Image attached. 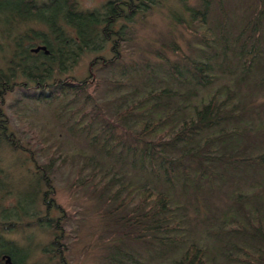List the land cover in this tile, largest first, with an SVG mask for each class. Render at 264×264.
Wrapping results in <instances>:
<instances>
[{
  "label": "trees",
  "instance_id": "16d2710c",
  "mask_svg": "<svg viewBox=\"0 0 264 264\" xmlns=\"http://www.w3.org/2000/svg\"><path fill=\"white\" fill-rule=\"evenodd\" d=\"M200 1L201 8L190 11L193 34L200 38L191 55L175 44L162 45L152 63L127 61L121 51L123 26L117 25L154 0L110 1L92 11L79 10L76 0L40 5L36 0H0V38L9 46L8 63L0 69V118L7 95L17 91L10 110L32 141L23 146L0 119V154L9 149L41 161L31 175L30 191L16 193L14 202L0 209V264L6 257L9 264H70L65 239L71 218L47 201L54 176L62 173H67L69 189L100 204L104 230L121 239L104 264L131 261L119 251L122 243L145 246L153 258L164 257L168 264H217L213 252L184 239L181 225L184 200L196 201L215 187L237 206V212L223 215L229 239L218 254L227 264H264V157L257 143L251 145L252 132L263 130L264 123L251 126L246 120L241 91L252 80L264 88L259 38L264 0H258L254 15L236 32L224 29L223 11L218 26L209 29L210 3ZM216 1L220 6L221 0ZM176 21L189 30L181 19ZM19 22L41 27L16 34ZM39 47L45 51H34ZM106 49L111 58H94L89 77L68 76L83 54ZM31 111L50 113L47 121L57 128L26 126L39 120ZM5 190L0 188V194ZM23 222L51 236L38 261L30 262V245L2 235L16 233Z\"/></svg>",
  "mask_w": 264,
  "mask_h": 264
},
{
  "label": "rangeland",
  "instance_id": "374dc122",
  "mask_svg": "<svg viewBox=\"0 0 264 264\" xmlns=\"http://www.w3.org/2000/svg\"><path fill=\"white\" fill-rule=\"evenodd\" d=\"M37 4L46 3L48 0H36ZM210 3L211 12L206 18L207 27L214 29L218 26L221 17L220 13L225 14L226 25L224 29H230L236 32L243 22H246L249 16H253V11L258 3V0H221L220 6L216 0H207ZM79 10L92 11L100 9L107 0H77ZM155 4L138 13L128 22H119L117 28L123 26L124 43L121 51L127 61H143L149 59L154 62L155 51L162 45L175 44L187 56L192 53V44L200 43V38L194 33L195 26L193 25L190 11L200 9V0H154ZM220 17V18H219ZM176 18L181 19L189 30L184 29L182 25L176 21ZM41 27L34 22H19L16 29V34L23 33L28 29H39ZM238 29V30H235ZM260 47L264 52V27L259 34ZM231 44V43H230ZM203 45V44H202ZM215 45V44H213ZM8 42H4L0 38V69H4L9 59V52L6 50ZM9 47V46H8ZM198 49V48H195ZM167 57L178 62V57L170 53L163 47L162 51ZM112 54L106 49L99 54L85 53L81 56L77 65L68 73V76L74 77L76 80H83L89 77V63L98 57L106 59L111 58ZM258 60V59H257ZM261 65L264 68V55L260 58ZM259 74L256 75L258 77ZM224 81L228 77L224 75ZM241 91L244 95L246 104V120L252 125L264 123V88L254 86V81H248L246 87H242ZM18 92L15 91L7 95L2 112L6 121L7 134H11L15 140H19L23 146H27L30 140L29 133H26L24 127L19 124L13 117L10 110L11 104L17 99ZM38 121L26 122V126L36 129L43 126H48L53 129L57 128L55 123L47 121V116L50 113L43 111H31ZM46 114V116L44 115ZM2 125V123H1ZM58 130V129H57ZM251 136V135H250ZM264 128L263 130L252 132L251 145L257 143L259 154L264 157ZM32 142V141H31ZM259 142V143H258ZM83 148V146H82ZM31 158L23 154H12L9 149H5L0 154V188L5 187V191L0 194V209L10 206L14 202L15 194L17 196L23 194L25 189L30 191L28 187L31 182V175L35 173V165H40L41 161ZM246 180V179H245ZM239 187V182L236 180ZM249 182V181H247ZM229 189H233L234 187ZM53 193L47 198L51 205L61 208L65 216H69L68 223L71 230L65 239L68 252L65 256L70 264H104L105 257L108 253L113 252V245L120 243L118 237L112 238L110 233H107L103 227L101 215L103 213L100 204L95 199L89 198L88 194L76 189H69L67 184V173H62L54 176L52 181ZM227 189V188H226ZM229 189H227L229 191ZM240 190L245 191L241 185ZM223 190H218L215 187V192L210 195H199L197 200H184L183 216L184 239L188 243H193L207 252H213L217 264H227L225 260L218 254L223 248L224 240H227L226 232L230 226L229 222L223 221L227 213L237 212V206L234 200L223 194ZM9 192V193H8ZM260 194L259 190H253V195ZM205 196V197H204ZM249 198H253L249 196ZM242 205V202L239 201ZM43 208V207H42ZM41 210H44V208ZM231 208V209H230ZM229 211V212H228ZM44 211H41V215ZM50 214L58 218L60 213L51 211ZM240 217V216H239ZM226 223V224H225ZM28 225L27 227L25 226ZM34 223L23 222L16 233L2 235L5 238L14 240L19 245H30L33 248V257L30 262L38 261L40 258V249L50 240L49 234L37 230ZM1 234V233H0ZM231 239L232 234L229 233ZM182 249H179V252ZM119 251L125 252L131 257V261L127 260L126 264H168L164 261V257H152L151 252H147L145 246L137 243L127 245H119ZM132 251V252H129ZM178 251V250H177ZM164 253L162 254V256ZM166 257V256H165Z\"/></svg>",
  "mask_w": 264,
  "mask_h": 264
},
{
  "label": "water",
  "instance_id": "95a60500",
  "mask_svg": "<svg viewBox=\"0 0 264 264\" xmlns=\"http://www.w3.org/2000/svg\"><path fill=\"white\" fill-rule=\"evenodd\" d=\"M39 49H41L42 51H45V48L44 47H39V48H37L36 50H34V51H38ZM46 53V52H45ZM10 263V259H9V257H6V260H5V264H9Z\"/></svg>",
  "mask_w": 264,
  "mask_h": 264
},
{
  "label": "flooded vegetation",
  "instance_id": "af4514ba",
  "mask_svg": "<svg viewBox=\"0 0 264 264\" xmlns=\"http://www.w3.org/2000/svg\"><path fill=\"white\" fill-rule=\"evenodd\" d=\"M77 1V0H76ZM108 2H110V1H120V0H107Z\"/></svg>",
  "mask_w": 264,
  "mask_h": 264
}]
</instances>
